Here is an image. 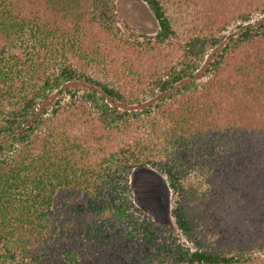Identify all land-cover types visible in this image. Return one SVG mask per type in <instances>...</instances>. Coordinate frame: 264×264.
<instances>
[{
	"label": "trees",
	"instance_id": "obj_1",
	"mask_svg": "<svg viewBox=\"0 0 264 264\" xmlns=\"http://www.w3.org/2000/svg\"><path fill=\"white\" fill-rule=\"evenodd\" d=\"M143 1L158 31L131 42L115 0H0V264H264V0ZM145 167L165 175L192 249L132 202ZM64 189L91 222L54 211Z\"/></svg>",
	"mask_w": 264,
	"mask_h": 264
},
{
	"label": "rangeland",
	"instance_id": "obj_2",
	"mask_svg": "<svg viewBox=\"0 0 264 264\" xmlns=\"http://www.w3.org/2000/svg\"><path fill=\"white\" fill-rule=\"evenodd\" d=\"M115 26L118 29L119 35L129 41H142L143 37L154 36L158 31V24L154 15L149 10L147 4L143 0H115ZM261 15L255 13L249 19V24L255 23L259 20ZM247 22V23H248ZM247 23L235 21L229 24L226 31L223 33L226 36L232 35L238 31L239 27H243ZM213 50H208L201 65H204L205 60L211 57ZM201 72L198 73V76ZM205 78L199 77L195 80L196 85H201ZM65 87V86H64ZM62 87V93L58 90L51 91L48 100L42 106L46 107L50 101L60 98L62 103H65L69 96L65 89L76 91L79 95L87 90V87L80 83H73ZM156 92H147L143 97V102L139 105L133 104L129 107L141 111L144 106L147 108L152 104V100L156 98ZM128 187L131 193L132 202L138 207L147 217H149L155 227L159 229L157 232L163 239H168L181 244L184 248L192 249V245L188 243L185 237L178 229L173 216V209L175 207L176 196L168 188V183L165 175L158 168L145 167L135 168L128 177ZM65 201V205L62 202ZM86 199L82 192L73 190H62L57 193L53 199L54 211L61 214L62 219L71 218L75 226L91 222L93 219L90 215L82 214L78 206H84ZM76 233V229L71 232L62 231L58 233L53 246L56 251L61 252L70 249V243L73 240L72 234ZM72 249V248H71ZM38 256L36 261L30 260L33 258L28 254L23 260L24 264H65L63 259L58 262L55 259L49 258L45 255H40L39 252L35 254Z\"/></svg>",
	"mask_w": 264,
	"mask_h": 264
}]
</instances>
